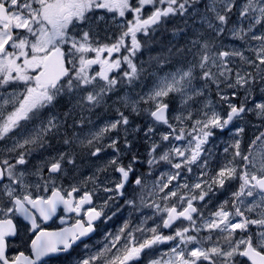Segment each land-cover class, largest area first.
I'll return each instance as SVG.
<instances>
[{
  "label": "snow or ice",
  "instance_id": "6c2138e0",
  "mask_svg": "<svg viewBox=\"0 0 264 264\" xmlns=\"http://www.w3.org/2000/svg\"><path fill=\"white\" fill-rule=\"evenodd\" d=\"M0 98V264H264V0H0Z\"/></svg>",
  "mask_w": 264,
  "mask_h": 264
},
{
  "label": "rangeland",
  "instance_id": "374dc122",
  "mask_svg": "<svg viewBox=\"0 0 264 264\" xmlns=\"http://www.w3.org/2000/svg\"><path fill=\"white\" fill-rule=\"evenodd\" d=\"M108 15L112 16L113 14H108ZM128 18L129 19L132 18L131 14H129ZM170 23H172V22H169L167 25H169ZM167 25L165 26V28L160 29L159 31H157L155 33L159 36L158 42H160V43L166 44V43L170 42L169 40L165 39V37L171 36V28L172 27H169ZM112 26L115 27V25H111V27ZM160 32H161V34H160ZM138 38H140L141 40L146 39L143 36L138 37ZM153 39H154V41H156L155 37ZM160 39H165V40L161 41ZM152 44H154V43H152ZM161 46H162V44L155 45V46L152 45V47L150 45L152 50L157 52V53H159L161 51ZM149 48L142 50L139 54L138 59L146 61V55H147V51L149 50ZM155 55L156 54H153V52H152V56H155ZM114 75H116V74L114 73ZM111 118H112V114L109 111H105L103 109H97L96 113L93 114V117H92L94 123H93V125H90V126H92V127L102 126L104 122H106L107 120H109ZM249 119H252V117H249ZM254 131H255V129H253L251 127V125H249L248 128L246 129V134L244 137L245 144H247L248 141L252 138V134ZM230 135H229V137H225V136L220 135L218 133L217 134L218 138H214V148L216 150V159L213 160V162H212L213 166H215L217 163L225 162L226 154L223 152V148L227 146L226 141H228L230 139ZM167 170H168V168H167V166H165L160 171L163 172V171H167ZM84 171L87 172V168H85ZM153 175H154V177L158 178V173H154ZM149 183H151V180L149 181ZM133 187H135V185H133ZM144 195H145V198L148 199L149 202H151V197L148 195V193L145 192ZM229 195H230L229 193H223L222 192L217 196V200L227 199ZM120 203L123 204V200H121ZM214 203H215V201H214ZM106 211L110 212L111 209H108ZM151 214H152V209H149V208H144L142 212L137 211L135 213H132L129 211L128 207H124L122 211L118 212L116 214V216H114L111 220H109V221H107V223H105L103 231H104V235L107 237H104V239H103L104 245L99 250H102L109 243L110 237H108V235H107L108 233L115 234L123 226V224L125 222L129 221V219L131 220V223L133 224V226H135L136 224L140 223L143 220L144 216L151 215ZM157 219H158V217H157ZM149 225L152 226L151 221H149ZM163 231L165 233L171 232V230H166V229H164ZM169 249H170V245H168V244L159 245L158 248L155 249L151 255L153 258L159 259L161 256H163V254L165 252L169 251ZM141 264H145V262L142 261Z\"/></svg>",
  "mask_w": 264,
  "mask_h": 264
},
{
  "label": "flooded vegetation",
  "instance_id": "af4514ba",
  "mask_svg": "<svg viewBox=\"0 0 264 264\" xmlns=\"http://www.w3.org/2000/svg\"><path fill=\"white\" fill-rule=\"evenodd\" d=\"M147 11H148V9L146 8L145 12H147ZM167 26L172 27V23H170ZM112 28L115 29L114 26H112ZM160 34H161V32H160ZM141 36H139V37H141ZM154 37L156 38V41L153 42L154 44H151V47H152V45L155 46V45H159V44H164V43L158 42L159 36L157 34H155ZM165 39L172 41L173 38L171 35L169 37H165ZM165 39H160V40L164 41ZM151 47L147 51L146 60H148L149 55H152V52H153V54H156V55L158 54L157 52L153 51ZM0 102H2L1 98H0ZM65 186L67 187V183H65ZM96 202L98 204L102 203V201H99V200H97ZM76 218L77 217L74 213H67L63 210V208H60V209H58L57 214L51 220H49L46 224H44L43 226L50 231H58L64 227H71ZM62 220L65 221V223H61ZM97 225H98L97 231L94 232L93 234H91V236H89L87 238V243L89 244V247H90L92 252H95V251L101 249L104 245L103 239H104V237H107L104 235V231H103L105 223H101L98 221ZM13 254H15V253L13 252ZM81 255H86L82 246L77 247L76 252L71 257H68V256L61 257L59 264H78V259H79V256H81Z\"/></svg>",
  "mask_w": 264,
  "mask_h": 264
},
{
  "label": "bare ground",
  "instance_id": "6f19581e",
  "mask_svg": "<svg viewBox=\"0 0 264 264\" xmlns=\"http://www.w3.org/2000/svg\"><path fill=\"white\" fill-rule=\"evenodd\" d=\"M222 139V138H221ZM225 140V139H224ZM226 141V140H225ZM224 142V141H223Z\"/></svg>",
  "mask_w": 264,
  "mask_h": 264
}]
</instances>
